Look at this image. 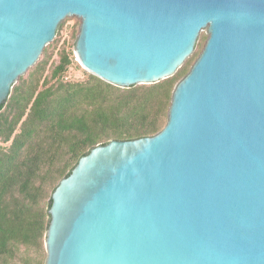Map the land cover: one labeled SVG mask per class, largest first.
<instances>
[{"label":"water","instance_id":"obj_1","mask_svg":"<svg viewBox=\"0 0 264 264\" xmlns=\"http://www.w3.org/2000/svg\"><path fill=\"white\" fill-rule=\"evenodd\" d=\"M120 88L172 77L155 135L83 156L52 194L45 264H264V0H0V105L62 21Z\"/></svg>","mask_w":264,"mask_h":264},{"label":"trees","instance_id":"obj_2","mask_svg":"<svg viewBox=\"0 0 264 264\" xmlns=\"http://www.w3.org/2000/svg\"><path fill=\"white\" fill-rule=\"evenodd\" d=\"M72 61L63 55L45 75L48 60H40L0 105V264H45L60 181L97 146L157 134L175 85L191 68L186 63L158 83L120 88L92 74L66 80Z\"/></svg>","mask_w":264,"mask_h":264},{"label":"rangeland","instance_id":"obj_3","mask_svg":"<svg viewBox=\"0 0 264 264\" xmlns=\"http://www.w3.org/2000/svg\"><path fill=\"white\" fill-rule=\"evenodd\" d=\"M61 24H63L62 28L61 29L58 28L56 37L47 46L48 49L47 56L44 57V55H41L39 59V61L44 58L48 60L45 75L50 74L52 69L60 62L61 57L65 54L66 55L68 54L73 61H72V65L68 68L65 74V79L70 81L86 80L90 73L81 66L74 50V44L80 31L81 19L76 16H69L65 18ZM208 36L209 35L206 30H202L200 32L199 37L195 44L194 51L186 59L184 64L187 63L189 66H192V64L195 62V60L198 58V56L201 54L202 50L204 49ZM28 74L29 73L27 72L25 75H23V77L27 78ZM44 254L46 255L45 248H44ZM31 257L35 258L36 254L31 253Z\"/></svg>","mask_w":264,"mask_h":264}]
</instances>
